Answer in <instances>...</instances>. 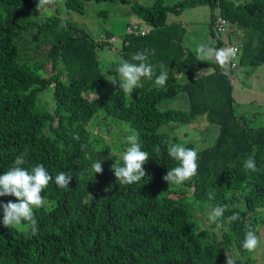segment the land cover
I'll list each match as a JSON object with an SVG mask.
<instances>
[{
    "label": "trees",
    "instance_id": "1",
    "mask_svg": "<svg viewBox=\"0 0 264 264\" xmlns=\"http://www.w3.org/2000/svg\"><path fill=\"white\" fill-rule=\"evenodd\" d=\"M86 1L63 0L75 11H83ZM37 5L35 0H0V175L23 153L22 167L29 171L43 164L53 178L65 172L72 179L63 189L53 180L41 193L44 206L33 209L35 232L27 222L10 228L0 222V264H227L230 246L237 251L230 257L235 264H254L242 241L246 223L255 229L252 213L264 207V126L252 127V117L235 113L230 61L222 68L215 59L196 57L183 44L185 26L167 18L186 7L207 5L214 36L218 11L240 43L237 66L253 70L264 62V0H240L238 7L233 0L133 5L150 28L143 35L125 31L119 52L124 61L138 63L131 59L134 54L154 50L148 63L163 64L168 80L157 87L155 77L142 78L131 99L120 88L108 87L100 68L97 51L111 45L112 34L95 40L67 18L33 19L25 12ZM23 34L32 40L23 44ZM221 45L216 38L214 49ZM180 59L210 70L181 83L171 69ZM155 71L158 75L159 67ZM50 86L51 109L42 96ZM96 88L103 90L90 97ZM180 92L187 109L160 108ZM201 115L217 126L215 139L203 148L183 146L197 151V173L183 185H170L163 177L178 162L168 155L170 135L160 127ZM97 116L135 130L149 153L147 174L139 182L119 184L113 165H122L130 145L124 139L113 150L105 141L106 128L94 132L95 124L90 125ZM248 157L256 161L254 172L243 167ZM98 160L103 172L88 171ZM240 200L242 208L236 205ZM9 201L19 202L14 196L0 197V204ZM218 205L226 211L217 222L220 237L213 239L211 230L200 229L196 213ZM233 213L240 219L227 222Z\"/></svg>",
    "mask_w": 264,
    "mask_h": 264
},
{
    "label": "rangeland",
    "instance_id": "2",
    "mask_svg": "<svg viewBox=\"0 0 264 264\" xmlns=\"http://www.w3.org/2000/svg\"><path fill=\"white\" fill-rule=\"evenodd\" d=\"M39 3V0H35ZM164 3H173L176 0H163ZM154 0H121L113 3L107 0H88L85 3L83 11H75L67 9L63 0H51V3L42 8L40 11L36 8L26 11L25 13L37 20H42L50 14L58 15L61 18H67L69 21L77 24L79 27L87 31L93 39L100 40L101 36L106 32L114 37L111 45H103L98 49V58L100 68L107 78L108 87L115 89L120 88V82L116 69L125 62L119 52L121 46V35L125 32L129 22L140 23L145 25L140 14L133 10L132 6H145L153 4ZM182 19L186 22L187 32L183 38V44L196 57L210 60L197 55V48L201 44H206L212 48L216 43V38L222 41L220 48L228 49L229 38L223 33H215L213 36L209 30L210 8L207 5H196L186 7L179 14H169L167 21ZM32 40V36L22 35L21 42L28 43ZM214 59V58H213ZM50 65H47V71H50ZM177 80L181 83L187 82L197 77V74H204L210 70L209 66L193 65L186 60H177L172 65ZM200 74V75H201ZM235 80L232 79V90L234 98L235 113L237 115L250 114L252 127L264 126V62L249 69L247 65L237 66L233 71ZM113 84L111 80H115ZM52 86L48 87L42 96L48 101V108H52L53 100L51 96ZM102 91V88H96L95 92H88L90 97H94L96 92ZM135 91V89L133 90ZM129 99L135 94L127 95ZM187 100L180 92L176 98L160 104V108H181L187 109ZM253 113V114H252ZM103 114L99 112L98 115ZM101 120V121H100ZM119 125L117 126L116 123ZM95 124L94 132L97 129L108 131L105 141L112 145V148L119 142L126 139L129 135H136L135 130L131 129L125 123H119L111 117L101 118L95 117L91 124ZM161 130L167 131L170 135L169 144H179L184 146L186 143H192L196 148H203L213 143L217 126L205 120L204 116H198L190 122H169L160 127ZM114 150V148H113ZM190 193V189H186ZM239 207H244V203L240 200L236 203ZM211 209L197 212L200 229H208L214 233V238L220 237L221 226L217 224H209L206 217ZM256 217L255 233L258 236L259 244L252 251V257L255 259L254 264H264V207L260 206L252 213ZM3 219V209L0 207V222ZM228 257L237 255L236 249L232 246L228 248Z\"/></svg>",
    "mask_w": 264,
    "mask_h": 264
},
{
    "label": "clouds",
    "instance_id": "3",
    "mask_svg": "<svg viewBox=\"0 0 264 264\" xmlns=\"http://www.w3.org/2000/svg\"><path fill=\"white\" fill-rule=\"evenodd\" d=\"M235 6H240V0H233ZM51 3V0H39L37 9L40 11L42 8ZM154 50L138 52L132 56V63L129 61L123 62L116 72L119 74L120 89L128 95L133 92L135 88L139 87L142 78L148 80L154 79V84L157 87H163L168 80V72L163 64L154 66L148 63L150 55H154ZM197 55L206 59H215L220 67H225L228 62L234 59L236 50L234 48H220L214 49L206 44H201L197 48ZM159 67L160 72L157 75L155 68ZM197 74V79L200 74ZM113 84L115 80H111ZM126 142L130 145L122 154V165H113L114 174L119 184H133L139 182L147 174L144 165L149 160V153L143 151L139 138L136 135H129L126 137ZM156 153L160 152V148L155 149ZM168 155L178 162V166L169 169L167 174L163 177L170 185L177 186L183 185L186 181L190 180L197 173L198 154L192 148H186L179 144H169ZM26 163L25 154L18 155L13 163V166L0 175V197L14 196L19 202H11L0 204L3 209L2 223L5 227H14L22 223H30L32 230L35 232L36 219L34 217V208H41L44 206V197L41 193L48 187L49 183L54 180V183L61 189L67 188L72 179V176L60 172L53 178L52 175L46 170L43 164H38L28 169L22 167ZM245 170L256 171V161L253 157H248L243 161ZM88 171L97 174L102 173V162L100 160L93 162ZM209 199H214L215 194L209 192ZM225 206H215L208 213L206 219L209 224H217L225 214ZM240 219L239 213H233L227 217V222H235ZM219 227V224H217ZM245 238L242 241V248L248 252L254 251L258 244L259 239L250 224H245ZM227 264H235L234 260L230 257L227 259Z\"/></svg>",
    "mask_w": 264,
    "mask_h": 264
},
{
    "label": "built area",
    "instance_id": "4",
    "mask_svg": "<svg viewBox=\"0 0 264 264\" xmlns=\"http://www.w3.org/2000/svg\"><path fill=\"white\" fill-rule=\"evenodd\" d=\"M150 28L149 25H142L140 23L129 22L126 26V32L132 33L134 35H143L148 29ZM214 30L216 33H223L225 35H230L233 33V27L227 22V20L222 17L219 12L217 11L215 21H214ZM108 40L113 42L114 37H109ZM228 48H234L236 50V55L234 59L230 60V68L236 69L237 68V58L239 56L240 51V43L235 40H229ZM231 79L235 80L233 74L231 75Z\"/></svg>",
    "mask_w": 264,
    "mask_h": 264
},
{
    "label": "crops",
    "instance_id": "5",
    "mask_svg": "<svg viewBox=\"0 0 264 264\" xmlns=\"http://www.w3.org/2000/svg\"><path fill=\"white\" fill-rule=\"evenodd\" d=\"M171 21H174V22H181L184 26H185V28L187 29V26H186V22L185 21H183L182 19H179V20H171ZM186 32H187V30H186ZM185 32V33H186ZM233 34V33H232ZM232 34H230V35H227L228 37L230 36L231 38H237V36L235 35V34H233L234 35V37L232 36ZM185 35V34H184ZM238 35L240 36L241 35V32H239L238 33ZM184 38V37H183ZM185 46V45H184ZM186 47V46H185ZM210 60H212V59H210ZM175 63V62H174ZM173 63V64H174ZM172 64V65H173ZM172 65H171V69H172ZM253 114V113H252ZM248 116H252V115H250V114H247Z\"/></svg>",
    "mask_w": 264,
    "mask_h": 264
}]
</instances>
